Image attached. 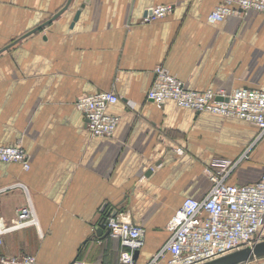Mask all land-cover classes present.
<instances>
[{"label": "crops", "instance_id": "1", "mask_svg": "<svg viewBox=\"0 0 264 264\" xmlns=\"http://www.w3.org/2000/svg\"><path fill=\"white\" fill-rule=\"evenodd\" d=\"M222 1L72 0L65 9L69 0H0V146L20 144L31 165L0 163V222L16 221L28 192L40 227L6 236L2 253L121 264L120 241L96 234L116 212L145 229L137 260L146 263L183 200L210 191L211 162L252 146V124L147 98L158 66L190 90L264 88V13L210 23ZM168 4L166 17L143 22ZM105 91L119 96L108 111L121 121L113 137H92L76 100ZM262 175L264 136L229 181ZM16 184L27 191H4ZM38 239L47 246L37 249Z\"/></svg>", "mask_w": 264, "mask_h": 264}, {"label": "built area", "instance_id": "2", "mask_svg": "<svg viewBox=\"0 0 264 264\" xmlns=\"http://www.w3.org/2000/svg\"><path fill=\"white\" fill-rule=\"evenodd\" d=\"M173 6L158 5L149 8L143 18L151 23L166 17ZM256 11L264 13V0H223L209 14L210 23H219L229 17ZM155 81L147 98L159 106L169 101L180 108L196 113H211L247 122L258 128L256 141L235 159L215 158L209 168L212 187L200 199L185 198L169 220L166 229L169 238L158 252L146 263L135 257L145 243V229L124 221L117 213L107 216L109 235L120 241L121 264H205L264 241V175L248 184H232L230 177L249 158L253 146L264 136V88H241L231 93L214 90L188 89L184 82L167 68H155ZM120 101L111 91L84 95L76 100V107L86 120V128L92 137L114 136L121 117L110 114V106ZM178 151H181L178 149ZM0 163H18L24 170L31 167L30 156L20 145L0 146ZM23 187L16 184L8 189ZM28 228L40 230L34 203L27 192V203L17 210L16 221L11 225L0 222V250L6 236ZM139 256V255H138ZM0 264H41L31 253L6 255L0 251ZM75 264H96L77 260Z\"/></svg>", "mask_w": 264, "mask_h": 264}, {"label": "water", "instance_id": "3", "mask_svg": "<svg viewBox=\"0 0 264 264\" xmlns=\"http://www.w3.org/2000/svg\"><path fill=\"white\" fill-rule=\"evenodd\" d=\"M90 0H85V3H88ZM72 0H69L67 6L65 9L68 8ZM80 16V11L77 12L75 20L78 19ZM151 172V171H150ZM116 215V212H113V216ZM106 222H107V216H104L100 223L97 226L96 229V234L97 235H109L110 230L106 227ZM84 242V244H86ZM83 244V245H84ZM139 252L136 253L135 257L138 258ZM264 257V241L256 244L253 247H247L242 250L233 252L229 255L223 256L221 258L215 259L213 261L207 262L205 264H249L250 261L254 260L255 258H262ZM79 255H77L71 262L70 264H75V262L78 260ZM261 264H264L261 263Z\"/></svg>", "mask_w": 264, "mask_h": 264}, {"label": "rangeland", "instance_id": "4", "mask_svg": "<svg viewBox=\"0 0 264 264\" xmlns=\"http://www.w3.org/2000/svg\"><path fill=\"white\" fill-rule=\"evenodd\" d=\"M38 240L39 241L35 245V247H37V249H40L41 246H47V244L44 242L43 239H38ZM43 248H45V247H43ZM29 253H33V252L32 251H29ZM43 254H45V253H43ZM43 259L46 260L47 262H49V264H60V263L67 264L69 261H71L70 259H65V260L47 259V258L45 259L44 257H43ZM263 262H264V257H262V258H255L254 260L250 261L249 264H261ZM242 264H244V263H242Z\"/></svg>", "mask_w": 264, "mask_h": 264}]
</instances>
